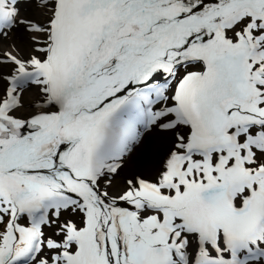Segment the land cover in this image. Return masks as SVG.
Masks as SVG:
<instances>
[{
  "label": "snow or ice",
  "instance_id": "snow-or-ice-1",
  "mask_svg": "<svg viewBox=\"0 0 264 264\" xmlns=\"http://www.w3.org/2000/svg\"><path fill=\"white\" fill-rule=\"evenodd\" d=\"M0 264H264V0H0Z\"/></svg>",
  "mask_w": 264,
  "mask_h": 264
}]
</instances>
